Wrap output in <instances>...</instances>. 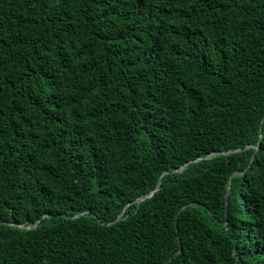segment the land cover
Here are the masks:
<instances>
[{"label": "trees", "instance_id": "16d2710c", "mask_svg": "<svg viewBox=\"0 0 264 264\" xmlns=\"http://www.w3.org/2000/svg\"><path fill=\"white\" fill-rule=\"evenodd\" d=\"M167 262L264 264V0H0V264Z\"/></svg>", "mask_w": 264, "mask_h": 264}, {"label": "water", "instance_id": "95a60500", "mask_svg": "<svg viewBox=\"0 0 264 264\" xmlns=\"http://www.w3.org/2000/svg\"><path fill=\"white\" fill-rule=\"evenodd\" d=\"M149 196H152V193L149 194L147 197H149ZM147 197L142 198V199H140V200H137V202H141V201L145 200ZM121 216H122V214H121ZM121 216H120V217H121ZM120 217H119V218H120ZM119 218H118V219H119ZM36 224H37V223H36ZM36 224H35V225H36ZM176 255H177V253H175V254H174V255L168 260V262H169L174 256H176ZM168 262H167L166 264H168Z\"/></svg>", "mask_w": 264, "mask_h": 264}]
</instances>
